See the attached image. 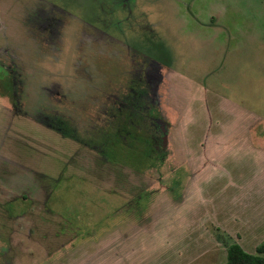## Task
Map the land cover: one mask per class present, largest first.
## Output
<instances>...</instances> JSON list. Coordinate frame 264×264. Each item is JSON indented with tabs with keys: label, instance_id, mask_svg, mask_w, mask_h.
I'll list each match as a JSON object with an SVG mask.
<instances>
[{
	"label": "rangeland",
	"instance_id": "1",
	"mask_svg": "<svg viewBox=\"0 0 264 264\" xmlns=\"http://www.w3.org/2000/svg\"><path fill=\"white\" fill-rule=\"evenodd\" d=\"M228 237L264 239V0H0V264Z\"/></svg>",
	"mask_w": 264,
	"mask_h": 264
},
{
	"label": "trees",
	"instance_id": "2",
	"mask_svg": "<svg viewBox=\"0 0 264 264\" xmlns=\"http://www.w3.org/2000/svg\"><path fill=\"white\" fill-rule=\"evenodd\" d=\"M222 241L226 246V259L222 264H264V239L255 247L254 252L245 251L237 242Z\"/></svg>",
	"mask_w": 264,
	"mask_h": 264
},
{
	"label": "crops",
	"instance_id": "3",
	"mask_svg": "<svg viewBox=\"0 0 264 264\" xmlns=\"http://www.w3.org/2000/svg\"><path fill=\"white\" fill-rule=\"evenodd\" d=\"M243 141H244V140H243ZM212 156H213V155H211V154H210V155H206V157H212ZM185 162H186V161H185ZM129 227H130V225H129ZM130 228L132 229V227H130ZM99 234H100V233H99ZM99 234H95V236H96V235L98 236ZM97 236H96V238H98ZM96 238H95V239H96Z\"/></svg>",
	"mask_w": 264,
	"mask_h": 264
},
{
	"label": "flooded vegetation",
	"instance_id": "4",
	"mask_svg": "<svg viewBox=\"0 0 264 264\" xmlns=\"http://www.w3.org/2000/svg\"><path fill=\"white\" fill-rule=\"evenodd\" d=\"M151 100V99H150Z\"/></svg>",
	"mask_w": 264,
	"mask_h": 264
}]
</instances>
